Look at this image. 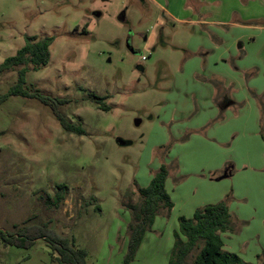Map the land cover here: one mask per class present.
Segmentation results:
<instances>
[{
  "label": "rangeland",
  "instance_id": "374dc122",
  "mask_svg": "<svg viewBox=\"0 0 264 264\" xmlns=\"http://www.w3.org/2000/svg\"><path fill=\"white\" fill-rule=\"evenodd\" d=\"M171 1L0 0V66L24 47L26 37H54L50 63L39 71L30 67L25 90L65 100L60 113L86 131L84 136L67 133L37 99L14 96L0 106L3 231L47 226L50 234L74 240L76 249L85 250L87 264H124L131 214L123 205L138 203L139 185L159 164L174 158L175 144L189 135L165 142L171 125H166L164 107L179 87L178 74L197 37V27L176 24L166 15L164 8L172 7ZM237 1L250 5L248 0ZM205 2L201 8L208 6ZM195 3L188 0L187 6ZM218 6H208L204 18L214 20ZM249 14L252 11L234 12L231 21L264 26L259 18L246 21ZM200 28L207 34L212 27ZM237 61L242 66L241 59ZM18 71L0 74V95L17 83ZM97 98H103L108 112ZM254 98L264 103V93ZM235 156L233 152L231 159ZM257 161L255 157L253 167L246 168L264 175ZM255 176L262 180L255 181L263 185L261 201L252 181H244L237 192L234 180L230 182L232 231L221 236L224 249L248 264H261L258 256L264 260V179ZM57 197L63 199L55 204ZM159 223L131 264H169L173 227ZM57 257L43 239L30 248L0 245V264H59Z\"/></svg>",
  "mask_w": 264,
  "mask_h": 264
},
{
  "label": "crops",
  "instance_id": "0c3cea01",
  "mask_svg": "<svg viewBox=\"0 0 264 264\" xmlns=\"http://www.w3.org/2000/svg\"><path fill=\"white\" fill-rule=\"evenodd\" d=\"M195 1L189 7L188 0H173L172 7L169 4L164 8L176 24L197 27L195 45L188 50L189 59L178 74L179 87L173 91L172 101H167L164 107L166 125H171L169 132H165V142L180 141L189 134L188 139L175 144L171 151L174 158L164 164L169 170L166 190L174 208L169 218H157L153 228L160 222L161 226L173 227L174 235L179 231L180 217L192 218L197 210L223 201L232 191L230 182L233 180L234 192L244 181L253 182L252 188L257 196L261 195L258 196L260 201L263 192L262 183L255 182L262 180L255 175L263 179L264 175L251 174L246 167L255 163V157L260 169L264 166L261 111L254 98V94L260 97L264 93V26L232 22L231 17L234 12L252 11L250 16H245L246 21L259 18L264 23V0H248L250 5L246 7L237 0ZM204 2L208 6L219 5L214 8V20L204 18V12L207 8L210 10L208 6L201 8ZM197 11L198 17L194 16ZM204 26L212 27L206 30L207 34L200 28ZM238 59L243 62L240 67ZM249 60L255 63L247 66ZM247 74H250L248 78ZM241 104L244 108L238 113ZM173 119L180 124L175 126ZM233 152L237 156L231 159ZM151 180L152 174H149L139 187H147ZM167 221L172 226L167 225Z\"/></svg>",
  "mask_w": 264,
  "mask_h": 264
},
{
  "label": "trees",
  "instance_id": "16d2710c",
  "mask_svg": "<svg viewBox=\"0 0 264 264\" xmlns=\"http://www.w3.org/2000/svg\"><path fill=\"white\" fill-rule=\"evenodd\" d=\"M54 41V37L42 39L36 36L26 37L24 47L0 66V74L19 69L17 83L8 93L0 95V106L14 96L37 99L52 110L67 133L84 136L86 131L81 125L70 123L60 113V107L67 104L65 100L44 96L38 90L34 92L25 90L30 67L32 71H39L50 63L51 46ZM97 101L103 111H109V108L102 104L103 98H97ZM258 102L261 111V133L264 139V103L260 98ZM168 177V167L163 164L159 170L152 173L149 186L137 188L138 203L123 205L131 214V221L127 227L129 241L124 264H131L135 260L140 246L148 232L152 230L156 219L160 216L170 217L174 204L166 190ZM60 188L66 189V186H60ZM228 197L217 204L197 210L192 218H179V231L174 235L169 264H188V259L194 252L197 254L192 264H248L238 254L224 249L225 245L221 236L232 231ZM62 199L57 197L55 204ZM50 233L47 226L23 228L17 233H8L0 228V245L30 248L37 240L43 239L50 247L52 255H58L59 264H87L88 253L85 250L76 249L74 240L70 242L67 238ZM261 257L258 256L261 264H264Z\"/></svg>",
  "mask_w": 264,
  "mask_h": 264
}]
</instances>
